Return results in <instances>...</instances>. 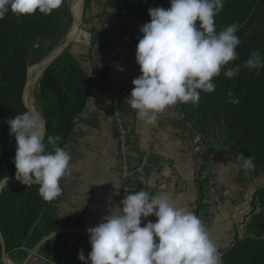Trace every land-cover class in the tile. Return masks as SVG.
I'll return each instance as SVG.
<instances>
[{
	"label": "trees",
	"instance_id": "obj_1",
	"mask_svg": "<svg viewBox=\"0 0 264 264\" xmlns=\"http://www.w3.org/2000/svg\"><path fill=\"white\" fill-rule=\"evenodd\" d=\"M90 3L91 0H85L86 10ZM107 4L116 10H128L135 17L140 37L143 35L140 26L151 19L148 9L171 6L170 0H107ZM214 19L217 32L233 23L238 25L236 34L241 40L236 49L238 58L213 78L214 91L198 90V105L178 104L186 119L204 136L205 156L212 154L211 139L216 137L213 131L219 130L228 144V152L242 164V154L254 156V167L249 169L264 175V67L252 70L243 67L254 50H259L264 60V0H224ZM59 29L58 9L48 15L37 10L19 17L9 12L0 19V183L16 179V141L10 135L7 120L29 111L23 95L37 41L54 37ZM235 65H241L239 74L228 78L225 71ZM91 71L63 51L44 72L39 99L46 121L44 142L48 151L55 146L64 148L69 140L76 117L85 109L95 88ZM229 92L238 98V103L230 102ZM48 136L61 139L52 145ZM38 189L39 184L27 186L17 181L6 184L0 193V231L8 257L22 261L27 257V248L37 247L39 254L52 264H80L79 252L89 251L84 247V242L89 241L73 243V236L65 231L67 222L57 210L59 196L45 201ZM245 225L248 234L222 255L223 264H264V186L258 191L257 203ZM2 258L0 237V264Z\"/></svg>",
	"mask_w": 264,
	"mask_h": 264
},
{
	"label": "clouds",
	"instance_id": "obj_2",
	"mask_svg": "<svg viewBox=\"0 0 264 264\" xmlns=\"http://www.w3.org/2000/svg\"><path fill=\"white\" fill-rule=\"evenodd\" d=\"M63 0H0V19L12 12L18 17L37 10L48 15ZM224 0H170V7H150V22L136 48L142 73L134 78L128 104L146 125H155L158 115L177 103L198 105L200 91L212 92L214 77L238 58V25L217 32L215 16ZM199 22V25H197ZM243 67H264L259 50L251 52ZM241 65L228 67L225 75L239 74ZM122 70V69H121ZM230 102L238 98L228 93ZM15 138L16 179L27 186L39 184L45 201L61 194V179L70 171L71 155L60 146L48 151L46 130L39 111L29 110L7 120ZM59 136H48L56 145ZM198 139V138H197ZM244 168L254 167V156H241ZM155 216V222L142 218ZM92 250L78 259L83 264H223L222 254L201 219L187 207H179L166 192L151 195L141 189L128 192L120 204L94 227L87 229Z\"/></svg>",
	"mask_w": 264,
	"mask_h": 264
},
{
	"label": "crops",
	"instance_id": "obj_3",
	"mask_svg": "<svg viewBox=\"0 0 264 264\" xmlns=\"http://www.w3.org/2000/svg\"><path fill=\"white\" fill-rule=\"evenodd\" d=\"M79 13L83 17V7ZM73 14L75 16L74 10ZM131 15L128 10L109 6L107 0H91L84 13V25L89 33L81 29L85 40H76L69 46L73 49L76 42L88 41L90 34L92 45L79 46L74 52L85 53V64L92 69L88 52L101 40L100 46H96L98 58L117 86L134 87L133 79L142 74L136 62L139 37L129 20ZM107 18L109 24L105 22ZM77 19L80 22L81 19ZM68 38L69 34L59 46ZM94 84L85 109L76 118L75 146L68 152L72 158L71 168L63 177L62 194L57 202V210L66 220V229L73 236L74 244L89 241L87 229L97 226L127 194L122 188L112 98L103 81H94ZM130 93L121 104L130 131L131 163L135 167L128 192L143 189L151 195L168 193L177 206L187 207L201 219L223 255L239 239V227L245 225L252 214L258 191L264 186V175L244 168L242 162L228 152L224 142H212L210 157L205 156V148L202 154L207 176L212 177L216 185L215 195L207 200L204 174L198 171L201 150L179 115V104L160 113L155 125H146L125 100ZM146 156L150 157V163L140 167ZM156 219L155 216L142 218V226L147 220L155 222ZM90 245L84 242L85 248L90 249ZM26 250L24 261L28 259L27 264H52L43 261L39 252L34 253L36 249Z\"/></svg>",
	"mask_w": 264,
	"mask_h": 264
},
{
	"label": "built area",
	"instance_id": "obj_4",
	"mask_svg": "<svg viewBox=\"0 0 264 264\" xmlns=\"http://www.w3.org/2000/svg\"><path fill=\"white\" fill-rule=\"evenodd\" d=\"M130 22L135 27V32L138 34V37L140 38L139 30L137 27V23L134 16H130L129 18ZM106 24H109V19H106ZM91 43V44H90ZM89 44L92 45V42ZM101 40H98L95 42V46L90 52L91 57V63H92V69H93V80L94 81H103L106 84V89L111 95L112 98V116H113V127L117 135V143H118V159L120 162V168H121V181H122V188L125 193H128V185L133 178V175L135 174V167L132 166L131 163V157H130V131L127 125V122L125 121L122 111H121V104L123 101V98L131 92L133 87L128 86H117L111 82L110 75L107 72L105 66L101 63L100 59L97 55L96 46H100ZM180 109V107H179ZM181 119L185 123V127L188 131L195 137L197 140V143L201 150V161L198 165V171L201 174H204L203 181L205 182V198L207 200H211V198L216 193V185L212 177L207 176L208 175V168L207 165L204 164L203 160V150L205 148V138L204 136L192 125V122L186 119V115L183 111L180 109L179 113ZM79 115L76 117L78 118ZM198 138V139H197ZM75 146V137H74V129L70 135L69 140L64 145V149L69 152L72 150V148ZM150 163V157L146 156L140 167H145ZM206 165V166H205ZM182 184V181L181 183ZM182 186V185H181ZM62 194V191H61ZM60 194V195H61ZM246 226L241 225L239 227V238H243L246 233ZM66 232L67 229H65ZM36 249L34 253L38 254V248ZM34 251V250H32ZM42 260H47L44 256H41ZM48 261V260H47ZM28 259L24 261L22 264H27ZM54 264V263H53Z\"/></svg>",
	"mask_w": 264,
	"mask_h": 264
},
{
	"label": "rangeland",
	"instance_id": "obj_5",
	"mask_svg": "<svg viewBox=\"0 0 264 264\" xmlns=\"http://www.w3.org/2000/svg\"><path fill=\"white\" fill-rule=\"evenodd\" d=\"M67 4V5H66ZM71 6L73 7V5H72V2H71V0H63V2H62V4H61V6L58 8V10H59V21H60V29H59V31L57 32V34H55V36L54 37H52V38H47V39H39L38 41H37V44H36V51H34V55H33V62L30 64V66H29V68L31 69L32 67H34L43 57H46L51 51H53V49L55 50V48L56 47H58L59 46V44L61 43V42H63L65 39H66V37H67V35L69 34V31H70V29L72 28V26L74 25V18H73V15H72V10H71ZM73 10H74V8H73ZM74 13H75V11H74ZM84 13H86V9H85V0H84V4H83V17H81V20H80V24H81V26H80V28L81 29H83L84 31H86V32H88L89 33V31L86 29V27H85V25H84ZM109 19V18H108ZM90 42H92V39H91V35L89 34V39H88V41H86V42H76L75 43V49L73 48L72 49V47H70V49H69V47L66 49V50H64V51H66V52H68L69 54H71L73 57H75V58H77L78 60H79V63L82 65V66H84V65H86L85 63V61H84V58H85V53H79L78 55L74 52V50H76V49H78V48H80L79 46H86V45H88L89 47L91 46L90 44ZM90 43V44H89ZM88 47V48H89ZM62 53V52H61ZM61 53L56 57V58H58L60 55H61ZM77 55V56H76ZM90 55V52H88V57H90L89 56ZM56 58L53 60V62L56 60ZM90 60H92L91 58H90ZM52 62V63H53ZM51 63V64H52ZM91 65H92V63H91ZM87 66V65H86ZM28 68V70H30ZM48 68V67H47ZM46 68V69H47ZM88 69V68H87ZM90 69V68H89ZM92 71H91V77H92V79H93V69H91ZM46 70H44L43 71V74H44V72H45ZM87 72H89L88 70H87ZM43 74H42V76H43ZM42 76H40L39 77V79H38V83H37V85H36V88H35V101H36V105H37V107H38V109L41 111H39L41 114H42V116H43V122H44V124H46V121H45V118H44V112H43V108H42V103H41V101H40V99H39V93H40V80H41V78H42ZM28 79H29V75H28V78H27V81H28ZM94 81V80H93ZM27 83V82H26ZM26 86V85H25ZM25 89V88H24ZM215 134H216V137H214V138H212L211 139V142H221V143H223V144H225V137L221 134V132H219V130H214L213 131ZM226 145V144H225ZM228 145V144H227ZM248 233H247V230H246V233H245V236L247 235ZM244 238V237H243ZM91 246V245H90ZM87 248V250H89L88 252L86 251V252H84V254H85V257L87 258V256H88V253H90V251L92 250V248L90 247V249H89V247H86ZM28 249V248H27ZM28 250H26V252H27ZM9 260L13 263V264H21V263H23L22 261H24V260H22V261H20V258H17L16 260L14 259H12V258H9ZM19 261H20V263H19ZM80 264H83V262L81 261L80 262Z\"/></svg>",
	"mask_w": 264,
	"mask_h": 264
},
{
	"label": "bare ground",
	"instance_id": "obj_6",
	"mask_svg": "<svg viewBox=\"0 0 264 264\" xmlns=\"http://www.w3.org/2000/svg\"><path fill=\"white\" fill-rule=\"evenodd\" d=\"M71 2H72V5L74 7L75 16L77 18L81 19V16H80V13L79 12H80L81 8L83 7L84 1L83 0H71ZM73 7L71 6V10H72L73 17H75L74 14H73ZM72 28L73 29L69 31V36L72 35V34H74L77 31V26L75 25V23L72 26ZM80 32H81V29L78 31L77 39L76 40L84 41L85 38H86V36H83V33L82 32L80 33ZM43 67H44L43 65L36 64L34 67H32L29 70V86H28V90L26 91L25 101H26V104L32 110H35V111H40L38 109V107L36 105V101H35V88H36V85L38 83L37 81H38V79H39V77L41 75V72L43 71Z\"/></svg>",
	"mask_w": 264,
	"mask_h": 264
},
{
	"label": "water",
	"instance_id": "obj_7",
	"mask_svg": "<svg viewBox=\"0 0 264 264\" xmlns=\"http://www.w3.org/2000/svg\"><path fill=\"white\" fill-rule=\"evenodd\" d=\"M73 18H74V23H75V25L77 26V31H76L74 34L70 35L69 38H68L63 44H61V45L57 48L56 51H54L52 54H50L49 56L43 58L42 60H40V61L37 63L38 65H43V66H44V67H43V71L46 70V68H47V67L53 62V60H54V59H55V58H56L61 52H63L64 50H66V49H67V48H68L73 42L76 41L78 31L81 29V28H80L81 24L79 23V21H78L75 17H73ZM29 69H30V68H29ZM43 71L41 72V75H40V76H42ZM28 75H29V70H28ZM28 86H29V79H28V81H27V83H26V86H25V89H24V95H23V97H24V101H25L26 91L28 90ZM25 103H26V101H25ZM26 105H27V104H26ZM27 107L29 108V110H32L28 105H27ZM44 126H45V130H46V133H47L46 124H44ZM45 137H46V135H45ZM44 140H45V139H44ZM17 181H19V180H17V179H6V180L2 181V182L0 183V193H1L2 189H3V187H4L6 184H8V183H10V182H17ZM0 237H1L2 245H3V258H2V262H3V264H13V263L9 260V257H8V255H7V252H6V244H5V240H4V238H3V235H2V233H1V231H0Z\"/></svg>",
	"mask_w": 264,
	"mask_h": 264
}]
</instances>
